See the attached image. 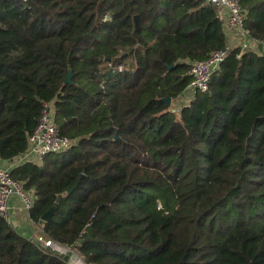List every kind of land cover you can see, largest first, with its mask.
<instances>
[{"label": "trees", "instance_id": "obj_1", "mask_svg": "<svg viewBox=\"0 0 264 264\" xmlns=\"http://www.w3.org/2000/svg\"><path fill=\"white\" fill-rule=\"evenodd\" d=\"M242 8L264 40V0ZM227 43L206 0H0V156L26 150L44 101L75 139L11 169L44 236L88 264H264V52L233 46L173 106ZM0 264L66 261L0 216Z\"/></svg>", "mask_w": 264, "mask_h": 264}, {"label": "built area", "instance_id": "obj_2", "mask_svg": "<svg viewBox=\"0 0 264 264\" xmlns=\"http://www.w3.org/2000/svg\"><path fill=\"white\" fill-rule=\"evenodd\" d=\"M217 9L218 15L227 23L231 34L241 39L242 49L249 48L253 43H258L264 49V40L254 39L245 26V12L242 8V0H206ZM233 46L228 40L227 46L214 50L207 58L198 59L191 62L190 74L192 81L185 93L176 104L180 108L182 104L190 99L184 95L196 92H206L210 88L213 74L224 62L228 52ZM75 139L61 133L60 126L56 120L55 100L44 101L40 118L35 129L28 135V145L25 151L11 159L9 168L0 167V216L9 220L10 199L13 195L20 198L23 207L29 213L35 202L33 192L26 190L23 181L15 179L11 174V169L26 162L42 164L45 157L54 152H62L74 144ZM0 156V161H2ZM31 219V217H30ZM32 220V219H31ZM33 221V220H32ZM42 246L57 255H69L66 264H88L85 256L78 249L77 244H68L56 241L44 236L42 233L37 238Z\"/></svg>", "mask_w": 264, "mask_h": 264}, {"label": "crops", "instance_id": "obj_3", "mask_svg": "<svg viewBox=\"0 0 264 264\" xmlns=\"http://www.w3.org/2000/svg\"><path fill=\"white\" fill-rule=\"evenodd\" d=\"M226 28L228 32V40L232 46L241 44V39L235 38L226 23ZM251 46L254 48H259L261 51L264 52V49L258 44L253 43ZM188 99H192L191 93L184 95ZM11 166L10 160L0 161V167L9 168ZM10 215L9 220L12 225L22 234L26 235L29 238H37L40 233H42V225L36 223L30 219L29 213L25 210L22 205L20 198L16 195H13L10 199Z\"/></svg>", "mask_w": 264, "mask_h": 264}, {"label": "water", "instance_id": "obj_4", "mask_svg": "<svg viewBox=\"0 0 264 264\" xmlns=\"http://www.w3.org/2000/svg\"><path fill=\"white\" fill-rule=\"evenodd\" d=\"M135 21H136V23H137V25H138V24H139V15H136V17H135ZM72 75H73V72L70 71V72L68 73V75H67L66 83L72 81ZM165 101L167 102V104H170V103H171V97H166V98H165ZM53 210H54V208L50 209L47 213H45L44 216H43V220L48 221V220L51 218V216H52ZM37 242H38V241H37ZM38 243H39V242H38ZM39 244H40V243H39ZM43 247H44V246H43ZM44 248L47 249L46 247H44ZM47 251H48V252H51V253H54V252H52V251H49L48 249H47ZM54 254H56V253H54ZM56 255H57V254H56ZM58 256L63 257V259H64L65 261H67L69 255H64V256L58 255Z\"/></svg>", "mask_w": 264, "mask_h": 264}, {"label": "rangeland", "instance_id": "obj_5", "mask_svg": "<svg viewBox=\"0 0 264 264\" xmlns=\"http://www.w3.org/2000/svg\"><path fill=\"white\" fill-rule=\"evenodd\" d=\"M181 97H182V96H181ZM180 99H181V98H180ZM180 99H179V100H180ZM179 100H177V102H175V104L173 103V106H174V105L176 106V104L179 102Z\"/></svg>", "mask_w": 264, "mask_h": 264}]
</instances>
